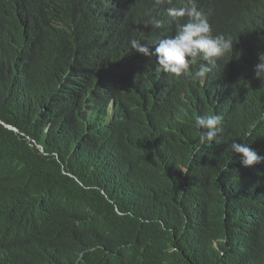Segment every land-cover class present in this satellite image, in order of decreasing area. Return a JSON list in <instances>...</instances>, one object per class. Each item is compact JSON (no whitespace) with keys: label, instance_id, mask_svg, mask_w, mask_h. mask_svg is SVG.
Returning a JSON list of instances; mask_svg holds the SVG:
<instances>
[{"label":"trees","instance_id":"obj_1","mask_svg":"<svg viewBox=\"0 0 264 264\" xmlns=\"http://www.w3.org/2000/svg\"><path fill=\"white\" fill-rule=\"evenodd\" d=\"M214 1L215 33L264 37V0ZM95 9L93 0H0V264H264L263 176L229 164L218 136L201 146L195 124L201 108L221 110L231 85L125 64L129 37L113 28L95 63L86 57L103 48L92 41L102 33ZM233 21L241 33L226 28ZM248 49L251 63L235 44L219 58L235 67L222 72L238 86L237 105L240 89L264 90L251 72L262 48ZM113 70L120 77L100 85L117 81L112 116L87 90ZM249 103L264 112V97ZM225 163L241 174L233 190L221 186L231 181Z\"/></svg>","mask_w":264,"mask_h":264},{"label":"clouds","instance_id":"obj_2","mask_svg":"<svg viewBox=\"0 0 264 264\" xmlns=\"http://www.w3.org/2000/svg\"><path fill=\"white\" fill-rule=\"evenodd\" d=\"M94 2L98 0H93ZM124 3L143 4L151 2L155 4L161 15L162 22L188 20L186 23L179 24L175 35L160 39L156 44L154 51H150L149 47L140 43L138 40H131V47L136 51L154 56L158 69L171 73L176 76L185 75L193 79L203 80L217 66V60L229 53L235 44L237 52L245 46L254 49L262 48V53L255 57L257 64L252 67L251 72L255 77L264 81V37L257 36L258 33L252 28H248L244 33H241L239 26L240 21H233L225 24L227 29H237L242 36H230L224 32L214 34L212 25L209 22L208 14L203 9H198L196 2L199 0H121ZM159 28L161 22L155 17L144 22V26ZM245 41L246 45H242ZM251 42H257L250 44ZM238 56V55H236ZM205 61L200 63L198 71L195 73L190 69L192 65L197 63V58ZM224 63L221 64V67ZM223 72L221 71V74ZM113 86L101 91L87 90L89 99L92 103L97 102L104 104L110 115L119 111V102L117 100V81L112 80ZM113 113V114H112ZM223 117L218 114L198 115L195 117V124L203 131L199 136V144L205 145L208 141H213L219 133L223 131L221 122ZM219 144V141H215ZM232 153L240 154L238 164L241 160L243 164L239 171L244 174L253 171V165L264 161V156L259 155L248 144L238 143L233 140L230 144ZM228 164V163H227ZM229 165V164H228Z\"/></svg>","mask_w":264,"mask_h":264},{"label":"bare ground","instance_id":"obj_3","mask_svg":"<svg viewBox=\"0 0 264 264\" xmlns=\"http://www.w3.org/2000/svg\"><path fill=\"white\" fill-rule=\"evenodd\" d=\"M95 4H96L95 12L89 16H91L92 20L94 21V28L98 27L100 23L102 24V33L94 32V35H93L94 37L92 41H95L97 43L99 41V43L103 44V48L101 50H98L92 47L91 51L86 56L90 59H93L94 53H96L97 55L104 54L105 52L104 47L106 46L108 32L110 31V28H113L119 34H122V32H125L126 34H122L123 37L124 36L129 37V41L125 47L127 51H124V56L126 59L125 64L133 65V66H142L144 68L151 66V64H155L158 68V65L156 63V59L154 56L149 55L148 59H145V60L139 59L140 52L136 51L135 49H132L131 43H130L131 40L136 39L140 43L144 45H148L150 51H154L155 44L160 39L167 38L166 33H164L162 37H158L157 34L159 32H161L162 30H165V31L172 30L176 33L177 26L179 24H183L188 21V20H177V21L167 22L164 24L162 22L161 15L157 9L158 7L151 2L138 4V3H124L121 0H98L95 2ZM209 4H214L215 6L216 1L199 0L198 2H196L198 9H203V11L206 14H208V11H206V7ZM213 11L214 9L210 10L209 12L212 13ZM141 12H145V15H142ZM98 15H101L102 18L99 22H96V18ZM211 15L212 14H209V17ZM153 17H155L157 20L161 22V26L159 28H154L149 25L146 28L144 26V22ZM74 29L76 30L75 26H74ZM156 29L161 30V31H158L157 33ZM258 30L259 29H256L255 32H257ZM213 33L221 34V32L215 33L214 30H213ZM153 41L155 43H153ZM246 52H249V54H247ZM238 53H239L238 54L239 60L243 62L251 63L254 60V55L251 49L241 48ZM93 61L95 62L94 59ZM200 63H206V62L201 60L198 57L197 63L195 65H192L190 69L195 73L196 71H198ZM222 63H224L223 67H221ZM231 64H232L231 62L220 61L218 59L216 68L213 69V71L210 72L206 76V78H204L203 80L197 79L201 84H204L206 80L208 79H217V78L222 77V79L224 80L222 82L223 84L231 85L229 89L228 97L224 100L219 101L221 110H217L216 108H213V107H205V108H201V111L204 114H207V113L218 114L223 117V120L221 122L223 131L218 134L219 139L222 138L220 139V141L225 140L228 144H231L233 140H235L238 143L257 144L258 147L255 148L254 150L259 155L264 156V112H260L258 106H256L254 103H249L250 101H253L259 97L263 99L264 90L259 89L257 91H247L246 93L243 89H240L238 92L239 97H240V104L237 105V98H235L234 92L238 86H236L233 89L232 83H231L233 76L229 77L225 75L224 73L221 74V71H223V69L226 66L228 67ZM232 66L233 68H235L233 64ZM69 71L72 72L73 70L69 69ZM158 73L166 74V75L171 74V73H165L161 70H159ZM74 74L80 78L85 76V74H82L81 72H76ZM111 76L120 77V73H116L115 70H113L112 72H107L105 77L97 78L92 84L88 85V89H91L94 91H101V90L108 89L109 85L106 84L104 85L103 88L100 87V85L103 84L102 83L103 80H109ZM172 76H174V74H172ZM98 84H99V87H98ZM193 84H194V81L192 82L191 92L194 89ZM187 86L188 84L185 87ZM185 87H183V89H185ZM206 100H209V95ZM214 103H218V101L214 100ZM250 111L252 112L253 114L252 116L256 120V122L254 124H251V126H247L246 123H243V122L245 120V115L247 113H250ZM239 155L240 154L230 153L229 155L230 160L228 161L229 164L231 165L237 164L239 161ZM242 165L243 164L241 163V160H240V165H238V170L242 167ZM214 167L215 169H217L219 166L217 164ZM252 169L254 170L257 176H263V180H264V161H260L254 164ZM220 173L221 175H223V178H228L229 180L231 179V181H229L228 184L222 183L221 186L228 190L235 189V181L239 177H241V174L239 176L237 172V177H235L234 171L232 170L230 165L226 163L224 164L222 168H220ZM260 196H262V194H260ZM190 217L191 219L195 217L194 206L190 210Z\"/></svg>","mask_w":264,"mask_h":264},{"label":"water","instance_id":"obj_4","mask_svg":"<svg viewBox=\"0 0 264 264\" xmlns=\"http://www.w3.org/2000/svg\"><path fill=\"white\" fill-rule=\"evenodd\" d=\"M238 165H240V162H239V164Z\"/></svg>","mask_w":264,"mask_h":264},{"label":"rangeland","instance_id":"obj_5","mask_svg":"<svg viewBox=\"0 0 264 264\" xmlns=\"http://www.w3.org/2000/svg\"><path fill=\"white\" fill-rule=\"evenodd\" d=\"M113 114V113H112Z\"/></svg>","mask_w":264,"mask_h":264}]
</instances>
